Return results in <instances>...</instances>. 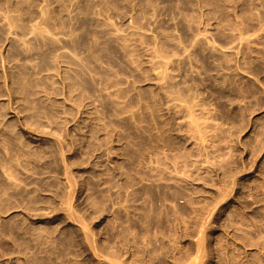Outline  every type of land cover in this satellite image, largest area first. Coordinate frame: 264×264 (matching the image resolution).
Wrapping results in <instances>:
<instances>
[{
  "label": "rangeland",
  "instance_id": "obj_1",
  "mask_svg": "<svg viewBox=\"0 0 264 264\" xmlns=\"http://www.w3.org/2000/svg\"><path fill=\"white\" fill-rule=\"evenodd\" d=\"M0 264H264V0H0Z\"/></svg>",
  "mask_w": 264,
  "mask_h": 264
}]
</instances>
